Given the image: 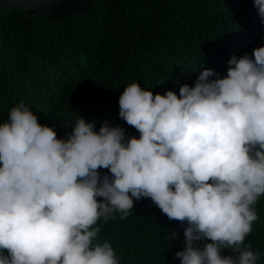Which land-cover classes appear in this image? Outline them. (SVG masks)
<instances>
[{"label": "clouds", "instance_id": "9594fccd", "mask_svg": "<svg viewBox=\"0 0 264 264\" xmlns=\"http://www.w3.org/2000/svg\"><path fill=\"white\" fill-rule=\"evenodd\" d=\"M253 3L264 25V0ZM119 117L139 138L107 122L97 132L80 116L60 139L25 103L9 110L0 124V264H120L93 226L116 212L126 218L142 198L187 224L180 264H257L245 238L264 195V46L232 55L223 78L203 69L179 97L131 83Z\"/></svg>", "mask_w": 264, "mask_h": 264}, {"label": "trees", "instance_id": "16d2710c", "mask_svg": "<svg viewBox=\"0 0 264 264\" xmlns=\"http://www.w3.org/2000/svg\"><path fill=\"white\" fill-rule=\"evenodd\" d=\"M261 46L264 25L253 0H82L46 16L6 5L0 9V124L25 103L60 139L80 116L97 132L107 122L139 138L119 117L124 87L135 82L154 95L172 90L179 97L180 86H194L203 69L223 78L232 55L251 56ZM255 210L245 244L264 264V195ZM113 215L93 227L120 264H180L175 254L183 250L186 223L170 221L150 198L134 200L124 219ZM173 231L178 239H171Z\"/></svg>", "mask_w": 264, "mask_h": 264}, {"label": "water", "instance_id": "95a60500", "mask_svg": "<svg viewBox=\"0 0 264 264\" xmlns=\"http://www.w3.org/2000/svg\"><path fill=\"white\" fill-rule=\"evenodd\" d=\"M71 1L82 0H0V9L6 5H17L27 11H34V15H49L54 7Z\"/></svg>", "mask_w": 264, "mask_h": 264}]
</instances>
